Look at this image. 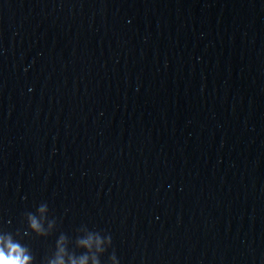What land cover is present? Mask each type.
I'll list each match as a JSON object with an SVG mask.
<instances>
[{
  "label": "water",
  "instance_id": "obj_1",
  "mask_svg": "<svg viewBox=\"0 0 264 264\" xmlns=\"http://www.w3.org/2000/svg\"><path fill=\"white\" fill-rule=\"evenodd\" d=\"M85 227L102 264H264V0H0V235L45 264Z\"/></svg>",
  "mask_w": 264,
  "mask_h": 264
},
{
  "label": "clouds",
  "instance_id": "obj_2",
  "mask_svg": "<svg viewBox=\"0 0 264 264\" xmlns=\"http://www.w3.org/2000/svg\"><path fill=\"white\" fill-rule=\"evenodd\" d=\"M48 212L47 204H41L37 209L38 214L32 212L26 214L29 228L37 236L47 237L50 235L49 229L55 225L54 220L50 221L46 215L43 217L39 215ZM45 222L48 225L47 228L45 227ZM83 232L84 234L77 237L75 243L77 248L84 249L85 251L79 255L74 250L69 252L66 247L69 238L61 234L57 239L55 251L51 256L46 258L45 264H89V259H91L92 264H102L101 256L112 246V236L110 234L102 235L100 232L90 231L87 227L83 229ZM13 235L11 232H7L6 235H0V264H36L31 249L21 243L23 239L21 233H15L20 239L14 240ZM109 259L110 264H120L115 252L111 254Z\"/></svg>",
  "mask_w": 264,
  "mask_h": 264
}]
</instances>
